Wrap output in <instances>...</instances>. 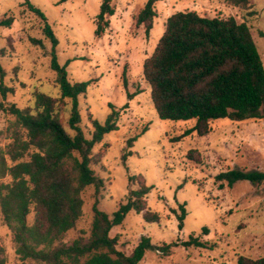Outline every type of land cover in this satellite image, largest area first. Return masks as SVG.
I'll list each match as a JSON object with an SVG mask.
<instances>
[{
	"label": "rangeland",
	"instance_id": "1",
	"mask_svg": "<svg viewBox=\"0 0 264 264\" xmlns=\"http://www.w3.org/2000/svg\"><path fill=\"white\" fill-rule=\"evenodd\" d=\"M29 1L44 13L57 38L55 55L66 66L68 80L88 82L85 94L78 98L85 136L91 137L92 119L106 120L110 104L117 111L118 129L105 134L92 151L98 160L93 169L102 182L84 189L82 215L62 242L90 236L95 201L99 210L111 216L126 201L129 189L145 183L150 187L147 206L158 213L159 221L148 223L130 210L122 224L109 232L118 239L117 249L126 255L141 236L150 238L152 247L138 264H237L239 255L264 256V181L240 180L222 188L215 181L218 173L232 168L264 172V121L220 118L212 121L206 136L181 137L194 120L160 119L143 75L144 60L153 53L167 18L178 11L245 22L264 65V37L259 35L264 32V0H252L247 8L225 0H161L155 3L157 15L148 35L136 23L147 0H111L114 13L106 16L108 25L99 35L95 31L102 0ZM8 16L14 21L10 27H0V66L3 83L13 92L5 99L0 94V102L4 107L14 103L25 108L32 106L36 91L57 97L56 73L50 66L53 47L43 33V21L23 0H0V19ZM67 118L64 111L61 120L66 128ZM13 120V115L0 109L2 148L9 142ZM191 149L197 150L199 163L189 159ZM130 176L135 178L132 182ZM181 205L186 215L180 229ZM32 218L30 213L29 223ZM204 227L208 233L202 232ZM190 235L198 236L206 247L181 245ZM171 242L179 243L168 254L157 250ZM0 245L6 264H29L16 255L1 212Z\"/></svg>",
	"mask_w": 264,
	"mask_h": 264
},
{
	"label": "trees",
	"instance_id": "2",
	"mask_svg": "<svg viewBox=\"0 0 264 264\" xmlns=\"http://www.w3.org/2000/svg\"><path fill=\"white\" fill-rule=\"evenodd\" d=\"M147 0L136 16L146 35L156 17L155 3ZM234 6L247 8L252 0H225ZM23 5L43 21V33L52 43L51 68L56 73L57 97L36 91L32 106L19 108L14 103L0 109L14 116L9 129V142L0 146V212L10 229L15 253L29 264H138L152 247L150 238L141 236L130 255L118 250L117 237H110L112 227L122 224L130 210L141 214L148 222H158L159 215L147 206L150 187L140 183L129 189L126 201L111 216L93 204L90 236H79L68 244L62 242L68 230L75 227L82 215V192L102 182L93 166L98 163L93 148L110 131L118 129L117 111L112 109L101 123L91 120L92 133L87 138L80 125L79 95L85 94L88 82H70L66 66H61L54 48L58 41L44 13L29 0ZM114 9L111 0H102L97 15L96 35L108 25L106 16ZM11 16L0 19V27H10ZM264 37V32L259 33ZM32 42L42 45L41 40ZM143 75L150 85V98L162 120H194L181 137L196 134L206 136L215 119L239 122L264 121V65L249 27L234 17L201 16L195 11H178L165 23L153 53L143 62ZM0 66V94L5 99L13 88L3 83ZM68 103V104H67ZM67 111V128L61 115ZM136 137L129 140L132 143ZM125 159V155L123 156ZM189 159L200 162L195 149ZM8 180H5L7 179ZM129 177V181L134 180ZM252 184L264 181V172L232 168L215 176L222 188L237 181ZM33 214L32 222L28 216ZM186 215L184 205L178 214L179 228ZM208 233V228L202 229ZM179 242L157 246L162 254ZM184 247H206L198 236L190 235L180 242ZM0 264H6L0 245ZM237 264H264V256L251 258L239 255Z\"/></svg>",
	"mask_w": 264,
	"mask_h": 264
}]
</instances>
